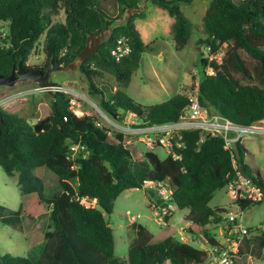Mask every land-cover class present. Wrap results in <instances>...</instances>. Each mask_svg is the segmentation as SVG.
<instances>
[{
  "label": "trees",
  "instance_id": "1",
  "mask_svg": "<svg viewBox=\"0 0 264 264\" xmlns=\"http://www.w3.org/2000/svg\"><path fill=\"white\" fill-rule=\"evenodd\" d=\"M104 1L0 0V74H10L19 61L27 70L45 71L51 63L66 67L84 48L88 34L101 32L108 20L123 15V8L136 9L143 0H116L120 10L117 17ZM149 1L174 19L176 50L185 49L196 25L181 5L193 0ZM139 16L144 15L136 12L122 23L114 21L110 38L101 44L97 54L80 64L79 70L88 81L89 95L114 119L133 114L144 123L176 120L189 104L187 93L179 92L166 102L145 106L120 89L107 97L95 81L97 76L110 73L122 87H127L141 65L143 53L153 50L134 23ZM203 31L206 36L199 38L198 43L210 47L213 55L221 51L223 55L220 62L200 58V102L241 124L264 123V0H210ZM122 36L127 37L131 52L117 62L111 50ZM40 41L46 62L30 66L29 57ZM209 68L213 74L208 73ZM129 139L130 135L97 124L89 111L78 115L72 107V97L62 91H55L50 111L34 124L0 106V166L9 176H18L19 221L45 214L50 219L44 231L38 228L36 232L32 226L28 230V234L37 235L30 247L45 239L36 263L25 256L5 253L0 255V264L205 263L209 259L207 249L222 246L211 226L222 223L226 209L212 208L209 202L235 175L231 151L225 148L222 137L211 136L200 143V133L195 131L185 133L182 159L170 155L162 159L147 150L146 159L140 161L127 145ZM75 145L84 146V150L72 157L71 148ZM236 151L238 167L261 187L263 199L264 177L245 162L244 144L238 143ZM39 167H47L59 176L60 194L46 192L45 179L35 172ZM72 179L77 180V186L71 183ZM145 180L165 181L169 185L173 202L179 209H187L185 230L200 235L206 242L205 249L189 242H175L173 231L157 236L139 225L128 259L117 261L114 230L104 212L111 214L118 196L128 188H144ZM84 199L98 206H87ZM261 200L236 203L244 210ZM170 218L166 216L168 222ZM233 227L229 224L225 234ZM260 243L264 248V233ZM244 253L242 244L237 257Z\"/></svg>",
  "mask_w": 264,
  "mask_h": 264
},
{
  "label": "rangeland",
  "instance_id": "2",
  "mask_svg": "<svg viewBox=\"0 0 264 264\" xmlns=\"http://www.w3.org/2000/svg\"><path fill=\"white\" fill-rule=\"evenodd\" d=\"M104 4L110 13L115 17L118 16L120 10L116 0H105ZM209 4L210 0H194L190 4L181 5L182 11L196 25L188 45L181 51L176 50L174 44L172 27H170L173 18L165 10L150 1L148 8L143 9L146 6V3H143L141 8L133 10L132 14L143 9L145 17L136 18L134 23L144 42L151 43L153 50L143 53L141 65L132 74L127 87H122L116 77L110 73L97 76L95 81L102 87L106 96L110 97L120 89L138 103L147 106L166 102L179 92L188 93L194 89L199 83L200 58L207 57L209 61L213 59L222 61V56L212 58L207 47L198 43L199 37L203 33L201 26H203L204 14ZM123 16L128 17L127 11L123 12ZM42 41L30 55L28 65L45 64L46 58L42 49ZM210 70L208 69V72ZM51 79L55 84L62 86L66 94L72 95L76 99L75 108H78L76 110L78 115L89 111L104 127L117 131L107 123L106 117L110 116L102 110L97 99L89 95L88 81L79 68L53 72ZM244 82L247 81L244 80ZM36 88L37 84L31 81L19 82L13 87L0 86V91H8L7 94L0 97L1 106L34 124L48 114L52 99L51 94L36 90ZM127 145L133 151L136 160L146 159L147 147L145 143L139 141L137 136H133ZM244 145L247 149L245 162L253 168V171L258 169L264 177V135L247 137ZM82 151L73 153L72 157H76ZM155 153L162 159L167 157L166 150L163 148L157 149ZM35 172L45 179V190L48 194L61 193L59 176L53 170L39 167L35 169ZM71 183L77 186L76 179H72ZM146 190V188L126 189L115 200L113 212L111 214L104 212L114 230L117 261L128 259L129 247L137 236L139 225L146 226L150 232L157 236L173 231V233L175 232L173 234L175 242H189L203 249L207 247L200 235H192L185 230L188 227L185 220L187 209H179L176 205L172 214L167 216L171 217L170 221L168 222L164 217L165 223L164 220L159 219L157 210L154 209L156 202L147 195ZM154 191L158 190L155 188ZM20 203L21 192L18 176H9L0 166L1 217L11 219L10 222H6L0 217V255L10 253L14 256H25L36 263L45 246V239L36 241V244L30 247L37 235L28 234V230L32 226L36 228V232L38 228L40 231H44L45 224L50 222L49 215L45 214L35 219L26 217L20 222L18 216ZM90 206L97 207L98 205L92 202ZM209 206L226 209L223 213L222 223L211 226L212 234L221 243L224 242L225 229L229 225L226 221L229 213L237 214L238 222L251 231L243 243L245 253L236 258V264H264V248H261L260 243V236L264 233V198L261 202L242 210L224 187L214 193Z\"/></svg>",
  "mask_w": 264,
  "mask_h": 264
},
{
  "label": "built area",
  "instance_id": "3",
  "mask_svg": "<svg viewBox=\"0 0 264 264\" xmlns=\"http://www.w3.org/2000/svg\"><path fill=\"white\" fill-rule=\"evenodd\" d=\"M1 34V33H0ZM211 57L222 56V51L213 55L210 53V47H207ZM131 52L128 39L122 36L118 39L116 46L111 50V55L117 62L122 61ZM209 74H213L212 68ZM198 85L187 93L189 104L184 107L176 120L159 122V123H144L138 116L129 114L122 120H116L113 117H106L107 123L116 128L117 131L133 136H137L139 141L145 143L148 151H156L159 148L166 150L167 155L174 159H182V150L185 149L184 141L186 132L200 133V143L204 142L208 137H222L225 148L230 150L233 157L234 166L236 169L235 175L231 177L225 188L227 192L236 201H260L263 197L261 187L257 185L236 162L238 143L244 144L247 137L264 135V123L257 122L253 124H241L235 122L228 117L213 111L210 107L203 105L199 99ZM36 90H41L38 86ZM55 91H64L62 86L55 85ZM68 93V92H67ZM72 97V107L75 110L76 99ZM7 99V98H6ZM2 101H0V106ZM77 113V112H76ZM97 121V120H96ZM97 124L103 126L100 121ZM111 130V129H110ZM128 140V141H129ZM84 150V146L75 145L71 148L73 153ZM144 188L158 190L156 191L163 201L167 202L165 207H161L156 203L157 215L159 219L164 220V217L171 215L176 208V204L172 200L173 190L165 181L145 180ZM84 203L90 206L92 202L84 199ZM228 224H234V227L225 235L224 242L219 248H208L209 259L203 264H236V258L240 247L243 244L245 237L249 234V228L238 222L237 214L229 213L226 217ZM166 223V221L164 220ZM236 223V224H235Z\"/></svg>",
  "mask_w": 264,
  "mask_h": 264
},
{
  "label": "water",
  "instance_id": "4",
  "mask_svg": "<svg viewBox=\"0 0 264 264\" xmlns=\"http://www.w3.org/2000/svg\"><path fill=\"white\" fill-rule=\"evenodd\" d=\"M138 6L139 5H136V8H138ZM133 10L135 9L123 8V12L127 11L129 17L132 15ZM127 18L128 17L122 15L115 20H108L105 28L101 32L88 34L86 45L78 53L76 58L72 62H70L66 67L60 68L51 63L45 71L40 68L27 70L23 66L22 61H19L18 65L13 66V69L10 74H0V86L13 87L19 82L31 81L36 83L42 91H46L51 94L52 97H54V86L56 84L51 79L52 73L62 70H75L76 68H79L80 64L83 63L89 56L97 54L99 52L101 44H103L106 40L110 38L112 34L111 26L113 22L117 21L118 23H122L127 20ZM146 193L161 207H165L167 205V202L163 201V198L160 197L159 194L156 193V191L152 189H147Z\"/></svg>",
  "mask_w": 264,
  "mask_h": 264
},
{
  "label": "crops",
  "instance_id": "5",
  "mask_svg": "<svg viewBox=\"0 0 264 264\" xmlns=\"http://www.w3.org/2000/svg\"><path fill=\"white\" fill-rule=\"evenodd\" d=\"M145 1V2H144ZM194 1V0H193ZM192 1V2H193ZM151 2V1H150ZM191 2V3H192ZM143 3H146V6L145 7H143V9H146V8H148V4H149V0H143L140 4H138L139 6H138V8H141L142 6H143ZM185 4H190V3H185ZM157 6V5H156ZM160 8V7H159ZM143 9L141 10V11H139V13H141V14H143L144 15V11H143ZM164 10V9H163ZM166 11V10H165ZM167 12V11H166ZM206 12V11H205ZM168 13V12H167ZM205 15V14H204ZM139 17H145V15L144 16H139ZM138 18V17H137ZM173 21H174V19H173ZM173 21L171 22V24H170V27H172V23H173ZM201 28H203V26H201ZM206 35H205V33H204V31H203V33L201 34V36L199 37V38H201V37H205ZM8 93V91H6V90H1L0 91V97H2L4 94H7ZM41 217V216H40ZM188 224V223H187ZM203 241H205V240H203Z\"/></svg>",
  "mask_w": 264,
  "mask_h": 264
}]
</instances>
